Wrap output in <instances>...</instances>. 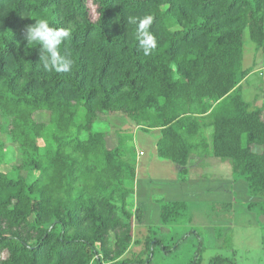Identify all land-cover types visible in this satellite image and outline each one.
<instances>
[{"label":"trees","instance_id":"1","mask_svg":"<svg viewBox=\"0 0 264 264\" xmlns=\"http://www.w3.org/2000/svg\"><path fill=\"white\" fill-rule=\"evenodd\" d=\"M88 1L0 0V264H152L173 251L151 227L134 236L147 224L133 196L148 144L138 157L114 118L157 134L156 156L182 178L193 154L228 160L264 221V101L241 96L243 35L264 51V0H92L93 21ZM147 16L157 48L145 56L128 21ZM41 18L70 31V72L45 71L24 39ZM186 208L159 205L157 230Z\"/></svg>","mask_w":264,"mask_h":264},{"label":"rangeland","instance_id":"2","mask_svg":"<svg viewBox=\"0 0 264 264\" xmlns=\"http://www.w3.org/2000/svg\"><path fill=\"white\" fill-rule=\"evenodd\" d=\"M87 7L89 18L95 20L96 6L92 0L87 2ZM243 44L242 68L252 71L241 84V96L246 102L252 103L256 97L257 103H261L264 101V51L256 49L249 40L247 31L243 35ZM110 123L109 130L112 133L120 129L127 131L128 135L134 134V147L139 157V151H143L140 131L134 132L124 118H114ZM105 124L96 126L102 127ZM152 134L151 136H155ZM144 149L149 156L151 152L147 147ZM12 158L13 156H8L6 160L11 161ZM213 159L193 154L188 162L189 175L186 182L180 176L174 186L170 182L161 183L159 179L150 180L144 175L139 188H134L133 203L147 215V224L135 229V238L144 236L147 227H151L162 239V245L173 250L167 254L161 250L162 255L155 253L152 264H190L194 256L200 257V264H209L218 256L232 257L234 264H264V221L256 216L257 207L247 208L250 199L247 198L243 182L232 179L229 161ZM145 160L146 158H142L143 162ZM219 162L223 164L222 169ZM6 169V166L3 167V170ZM135 184L138 185L137 182ZM177 187L181 190L185 188V194L181 191L182 194L176 200L185 202L186 217L167 226V229L157 230V208L172 201L171 189ZM133 249L136 251L138 248Z\"/></svg>","mask_w":264,"mask_h":264},{"label":"clouds","instance_id":"3","mask_svg":"<svg viewBox=\"0 0 264 264\" xmlns=\"http://www.w3.org/2000/svg\"><path fill=\"white\" fill-rule=\"evenodd\" d=\"M152 21V16L132 17L128 21L138 25L136 38L145 56L152 54L153 50L157 48L156 37L148 30ZM70 36L69 30L50 27L48 20L41 18L26 27L24 39L28 44L39 46V60L45 71L54 70L57 73H67L71 71L73 61L66 51L61 54L60 48L63 41Z\"/></svg>","mask_w":264,"mask_h":264},{"label":"crops","instance_id":"4","mask_svg":"<svg viewBox=\"0 0 264 264\" xmlns=\"http://www.w3.org/2000/svg\"><path fill=\"white\" fill-rule=\"evenodd\" d=\"M153 135H155V136L153 137V136H151V134L143 136L144 139H142V141H143V143L148 144L147 148L151 152V154L149 156H147L145 151H144L143 156L139 157L140 160H139V167H138V176L136 178V182L138 185L135 184V189L139 188V182L144 181V177H145L144 175H146V178H148L150 180H155V179L158 180L159 179V181L161 183H163L164 181L166 183L170 182V183H173L171 185H174V186L177 185L175 182H177V180L180 179V176L178 175L177 169L170 162L159 159L156 156L154 144L156 141V137H157L156 135L157 134L154 133ZM200 157L204 158V159L205 158H213L209 155H203ZM142 158H146L145 162L142 161ZM215 161H213V162L216 163ZM219 163H220V169H222L223 164L221 162H219ZM211 164L214 165L212 162H211ZM142 175H143V178H141ZM188 175H189V171L187 172V174L183 178H181V179H183V182H186V180H188ZM229 175H230V172H229ZM181 191L184 192V194H185V188H184V190H181L178 187L171 189L170 198H172V201L176 200L180 197V195L182 194Z\"/></svg>","mask_w":264,"mask_h":264},{"label":"built area","instance_id":"5","mask_svg":"<svg viewBox=\"0 0 264 264\" xmlns=\"http://www.w3.org/2000/svg\"><path fill=\"white\" fill-rule=\"evenodd\" d=\"M140 155H141V153H140Z\"/></svg>","mask_w":264,"mask_h":264}]
</instances>
